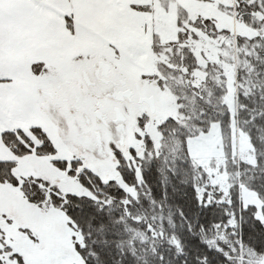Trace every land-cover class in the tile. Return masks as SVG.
<instances>
[{
	"label": "rangeland",
	"instance_id": "1",
	"mask_svg": "<svg viewBox=\"0 0 264 264\" xmlns=\"http://www.w3.org/2000/svg\"><path fill=\"white\" fill-rule=\"evenodd\" d=\"M258 1L65 0L64 4L60 3L66 8L61 16L51 11L55 4L52 0H0V135L3 131H22L38 146V140L30 132L31 127H38L54 147V153L47 157L34 153L15 157L0 137V161H13V172L21 178L47 181L63 194H86L70 174V163L77 160L78 170L87 168L101 180H114L127 193L135 194L132 185L125 186L121 181L116 155L99 159L81 152L80 147L87 146L90 140L80 135L88 130L82 117L75 123L72 116L61 114L68 130L63 132L60 131L62 122L54 121L55 118L35 106L37 98L31 86L35 79L30 70L35 58L44 63L51 58L41 54L54 56L55 60L50 63L56 64L63 57L60 53L70 50L104 55L136 75L150 76L148 85L155 98L153 114L143 113L137 107L129 108L126 148L121 155L131 159L134 151L141 159L148 153V142L158 155L163 137L159 126L167 119L181 122L182 133L186 134L183 149L195 170L194 187L199 201L229 204L232 194H237V218L230 216L224 225L216 228L207 241L208 246L219 250L235 264L263 263L264 253L257 254L253 248L245 246L240 236V208L254 207V219L264 223L261 211L264 199L249 186L254 178L251 168L257 166V153L240 127L238 110L247 109V105L238 95L240 92L246 97L252 93L264 96V70L258 72L259 76L251 77L252 68L243 62L241 68L245 72L238 75V53L253 57L252 63L259 59L255 46L237 48L234 40L237 35L251 38L257 34L247 25L244 15L248 13L245 7ZM251 9L248 10L251 17L256 20L263 17L261 11ZM56 23L64 24L65 29L57 37L59 41H52L53 38L31 41L29 38L30 34L52 31ZM185 31L186 37L182 36L177 42V50L186 47L196 59L199 68L187 78L195 89H202L206 98L211 97L206 66L216 64L224 69V92L218 96L220 104L230 114L229 139L223 137L218 123H211L205 132L194 133L190 116L180 102L184 92L178 90L176 98L164 82L165 78L174 82L173 73H165L163 67L174 68L167 54L172 53L178 33ZM259 32L264 33V24ZM154 42L159 44L156 50ZM181 72L187 73L185 68ZM214 80L216 85L223 84L219 78ZM255 108L264 109L257 105ZM78 127L80 130L74 132ZM62 161L65 162L62 169L58 167L60 163L53 164ZM260 175L264 173L257 177ZM79 237L61 211L48 203H29L18 187L0 183L2 264H83L75 251Z\"/></svg>",
	"mask_w": 264,
	"mask_h": 264
},
{
	"label": "trees",
	"instance_id": "2",
	"mask_svg": "<svg viewBox=\"0 0 264 264\" xmlns=\"http://www.w3.org/2000/svg\"><path fill=\"white\" fill-rule=\"evenodd\" d=\"M245 9L248 12L244 15L247 25L257 34L251 38L237 35L235 45L237 48L255 46L259 61L252 63L253 57L238 53L240 65L237 71L242 76L245 71L241 63L246 62L252 68L249 75L253 77L264 70V33L259 32L264 24V0ZM250 9L261 11L263 17L254 19L249 15ZM178 25H182L181 20ZM185 34L187 31L178 33V40L172 44V53L167 54V60L174 68L163 67L165 73H173L174 82L167 78L164 82L176 98L178 90L184 92L180 95V102L190 116L194 133L205 132L211 123H218L223 137L229 139L230 114L220 104L218 96L224 92V69L216 64L206 66L205 71L210 74L208 84L213 92L211 97L206 98L202 89H195L187 78L199 68L196 59L186 47L177 50V42ZM182 68L187 73L183 74ZM215 77L223 84L216 85ZM252 94L246 97L239 92L238 98L247 105V109H239L238 116L241 130L246 132L257 153V166L251 168L254 178L249 186L264 199V175L257 177L264 173V109L255 108L256 105L264 108V96ZM181 124L167 119L159 126L163 137L158 155L153 153L154 149L148 146V142L149 154L144 153L141 159L134 151L131 159L117 156L121 181L125 186L134 187L133 195L114 180L103 181L87 168L78 170L79 161L70 163V174L86 194H63L47 181L21 178L14 174V162L9 160L0 161V183L18 187L29 203L44 202L61 211L80 235L75 251L83 264H235L222 252L208 246L207 241L230 216L237 218V194H232L229 204L218 201L203 204L199 201L194 187L195 170L183 149L182 140L186 134L182 133ZM30 132L38 140V146H34L22 131H3L0 137L15 157L31 153L47 157L54 153V147L40 128L31 127ZM57 163H60V169L65 165L63 161L53 162ZM240 210L241 242L257 254H263L264 223L254 219V207ZM261 211L264 215V204Z\"/></svg>",
	"mask_w": 264,
	"mask_h": 264
},
{
	"label": "flooded vegetation",
	"instance_id": "3",
	"mask_svg": "<svg viewBox=\"0 0 264 264\" xmlns=\"http://www.w3.org/2000/svg\"><path fill=\"white\" fill-rule=\"evenodd\" d=\"M152 45L156 50L159 44ZM60 55L63 57L57 58V65L50 63L54 56L43 54L51 61L42 63L34 57L30 65L35 79L31 84L37 98L35 106L55 118L54 121L62 122L63 132L68 130L61 114L72 116L75 123L82 117L88 130L79 133L91 141L80 147L81 152L99 159L121 155L126 148L129 108L154 112L155 98L148 85L150 76L136 75L113 59L89 51L70 50ZM79 130L78 127L74 132Z\"/></svg>",
	"mask_w": 264,
	"mask_h": 264
},
{
	"label": "crops",
	"instance_id": "4",
	"mask_svg": "<svg viewBox=\"0 0 264 264\" xmlns=\"http://www.w3.org/2000/svg\"><path fill=\"white\" fill-rule=\"evenodd\" d=\"M52 1H54L55 4L51 11L57 14H61V16L62 14H65L66 8L60 4V3L64 4L65 0H52ZM56 4H60V5L57 6ZM63 27H64V24L56 23V26L55 25L53 26L52 31L38 32L34 36L30 34L29 38L31 39V41L40 40V39L50 40V38H53L51 39L52 41L53 40L55 41L56 39H57L56 41H59L58 40L59 36L63 34L65 31Z\"/></svg>",
	"mask_w": 264,
	"mask_h": 264
},
{
	"label": "water",
	"instance_id": "5",
	"mask_svg": "<svg viewBox=\"0 0 264 264\" xmlns=\"http://www.w3.org/2000/svg\"><path fill=\"white\" fill-rule=\"evenodd\" d=\"M151 111H153V109L151 108Z\"/></svg>",
	"mask_w": 264,
	"mask_h": 264
}]
</instances>
